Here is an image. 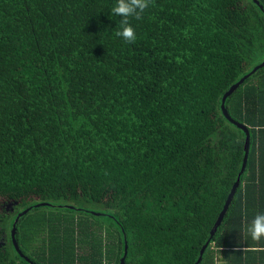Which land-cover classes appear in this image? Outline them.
<instances>
[{
	"label": "trees",
	"instance_id": "obj_1",
	"mask_svg": "<svg viewBox=\"0 0 264 264\" xmlns=\"http://www.w3.org/2000/svg\"><path fill=\"white\" fill-rule=\"evenodd\" d=\"M256 1L154 0L128 44L115 0H0V264H29L13 224L33 264H196L244 161L221 103L264 62ZM224 107L250 152L197 264H264V65Z\"/></svg>",
	"mask_w": 264,
	"mask_h": 264
},
{
	"label": "clouds",
	"instance_id": "obj_2",
	"mask_svg": "<svg viewBox=\"0 0 264 264\" xmlns=\"http://www.w3.org/2000/svg\"><path fill=\"white\" fill-rule=\"evenodd\" d=\"M153 3L154 0H115L111 14L122 19L119 20L113 35L128 44L135 43L137 36L131 19L141 20L144 12ZM244 231L257 244L264 241V214L255 215L251 222L245 225Z\"/></svg>",
	"mask_w": 264,
	"mask_h": 264
},
{
	"label": "water",
	"instance_id": "obj_3",
	"mask_svg": "<svg viewBox=\"0 0 264 264\" xmlns=\"http://www.w3.org/2000/svg\"><path fill=\"white\" fill-rule=\"evenodd\" d=\"M255 2H257V1L255 0ZM263 65H264V62H261V63L258 64L256 67H254V68L250 71V73H253L257 68L262 67ZM250 73L246 74L245 76H243L242 78H240L235 84H233L232 86H230L229 89L224 93L223 98H222V103H221V104H222V109H223V113H224V115H225L226 118L229 119L233 124H235V125H237L238 127L242 128V129L244 130L246 136H247V138H246V143H245V155H244L243 165H242V167H241L240 170H239L238 177H237L236 181L234 182V184L232 185V188H231V190H230V192H229V194H228V196H227V199H226V203H225V205H224V208H223L222 211L220 212L218 218H217L216 221H215L214 226L212 227V229H211V231H210V235H209V238H208L206 244H205V245L201 248V250H200V254H199V256H198V259H197V261H196V264H197L198 262H200L201 257H202V255H203V252H204V250H205V248H206V245L208 244L209 240H210V239L212 238V236L214 235V233H215V231H216V228L220 225L221 220L223 219V216H224V214H225V212H226V210H227V208H228V206H229V202H230L231 199L233 198V196H234V194H235V192H236V189H237V187H238V185H239V180H240V179H239V176H240V174L243 172L244 168L246 167L247 161H248L249 152H250V136H249V131H248V129L246 128L245 125H243V124H241V123H238V122L232 120V119L229 117L228 112L226 111V109H225V107H224V100L226 99V97H228L229 95H231V94L237 89V87L239 86V84H241V83L244 81V79L247 78V77L250 75ZM42 205H46V204H40V203L37 204V206H39V207L42 206ZM93 213H95V214H100V213H98V212H93ZM11 240H12V245H13V247H14L16 253H17V254H18V255H19L24 261L28 262L29 264H33V263H32L27 257H25V256L20 252V250H19L18 244H17V242H16V240H15V224H13V225H12V228H11ZM126 247H127V246H126V243H125V244H124V254H123V256H122V258H121V260H120V264H123V262H124V256H125V254H126Z\"/></svg>",
	"mask_w": 264,
	"mask_h": 264
},
{
	"label": "rangeland",
	"instance_id": "obj_4",
	"mask_svg": "<svg viewBox=\"0 0 264 264\" xmlns=\"http://www.w3.org/2000/svg\"><path fill=\"white\" fill-rule=\"evenodd\" d=\"M102 219L106 220V218H102Z\"/></svg>",
	"mask_w": 264,
	"mask_h": 264
}]
</instances>
